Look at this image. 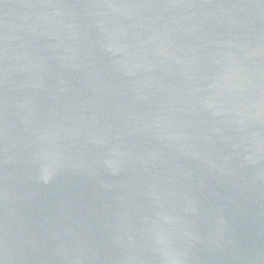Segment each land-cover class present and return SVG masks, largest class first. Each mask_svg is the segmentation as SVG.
I'll list each match as a JSON object with an SVG mask.
<instances>
[{
	"label": "water",
	"instance_id": "water-1",
	"mask_svg": "<svg viewBox=\"0 0 264 264\" xmlns=\"http://www.w3.org/2000/svg\"><path fill=\"white\" fill-rule=\"evenodd\" d=\"M0 264H264V0H0Z\"/></svg>",
	"mask_w": 264,
	"mask_h": 264
}]
</instances>
